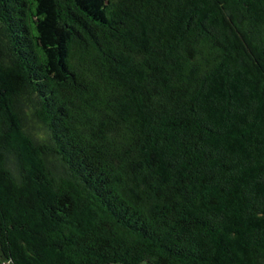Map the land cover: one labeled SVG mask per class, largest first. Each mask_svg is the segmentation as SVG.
I'll list each match as a JSON object with an SVG mask.
<instances>
[{
  "label": "trees",
  "instance_id": "1",
  "mask_svg": "<svg viewBox=\"0 0 264 264\" xmlns=\"http://www.w3.org/2000/svg\"><path fill=\"white\" fill-rule=\"evenodd\" d=\"M264 264V0H0V264Z\"/></svg>",
  "mask_w": 264,
  "mask_h": 264
},
{
  "label": "rangeland",
  "instance_id": "2",
  "mask_svg": "<svg viewBox=\"0 0 264 264\" xmlns=\"http://www.w3.org/2000/svg\"><path fill=\"white\" fill-rule=\"evenodd\" d=\"M4 264H7V263H4ZM106 264H121L119 262H109V263H106ZM139 264H151L148 260H142Z\"/></svg>",
  "mask_w": 264,
  "mask_h": 264
}]
</instances>
